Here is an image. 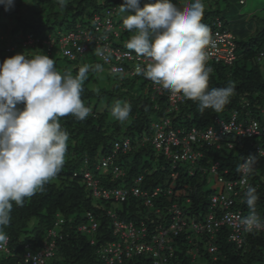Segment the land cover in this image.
I'll use <instances>...</instances> for the list:
<instances>
[{"label":"trees","instance_id":"16d2710c","mask_svg":"<svg viewBox=\"0 0 264 264\" xmlns=\"http://www.w3.org/2000/svg\"><path fill=\"white\" fill-rule=\"evenodd\" d=\"M149 2L140 0V6ZM122 3L124 0H67L66 7L61 9L57 0H15L14 7L8 11L0 5V63L17 53L33 55L42 51L55 60L58 72H70L75 76L79 68L86 65L84 56L90 49L70 60L62 56L57 48L48 50L43 40H48L49 36L57 40L61 35L79 29L93 33L94 16L105 18L109 12L113 20ZM173 3L180 7L176 0ZM243 4L244 1L239 0V5ZM217 20L221 22L222 30L230 33L226 22L215 12L204 11L201 22L212 32L216 29ZM121 22L122 19L119 20ZM113 24L115 29L119 28L116 30L117 36L109 33L107 42L110 44L113 39H120L122 46L116 47L135 54L134 50L125 46L133 33L123 25H117L114 21ZM63 30L67 32L63 33ZM230 34L236 46L233 63H206V67L212 69L209 89L229 84L235 87L230 102L219 113L212 109L200 112L199 102L190 99L181 104L177 111L167 113L166 98H153V81L143 74H129L134 65L140 63L135 60L125 62L123 66L127 73L113 74L110 67L97 57L94 44L89 43L94 57L107 67L106 77L102 81L99 76L101 69L97 64L88 66L81 99L91 112L83 121L71 114L59 118L62 130L68 133V158L59 173L34 195L26 197L22 206L13 202L10 223L4 228L9 237L8 244L6 251L0 250V264H23L22 257L27 252L32 255L43 252L44 244L51 241L49 230L56 233L55 248L53 254L44 259V264H105L101 258L102 248L118 239L113 235L114 220L108 215L109 212L116 216V220L146 228L142 241L150 242L158 227L167 230L174 224L175 209L180 211V222H185L186 227L177 235L170 232L166 238L173 248L172 256H168V252L164 253L170 264H200L198 260L202 258L210 260V264H260L264 259L262 234L246 232L243 235V248L237 249L228 242L229 231L225 227L218 230L213 240L204 233L195 234L188 228L191 223H203L207 213L216 211V216H221V208L209 209L211 196L220 190L219 185L216 189H210V179L220 176L223 181L238 183L242 175L236 169L243 162V157L257 154L256 148L264 152V132L261 137L253 139L231 134L221 137L219 144H192L194 151H199L201 157L193 163L178 161L175 165L164 157L162 151H156L149 139L152 135L151 126L161 125L166 113L170 118L167 130L174 132L181 130L187 133L191 128L205 129L214 125L217 117L229 121L233 113H236L237 123L242 126L256 121L264 128V68L257 61L258 53L264 52V26L247 42H239ZM95 35L101 36L100 33ZM123 36L127 38L126 41ZM29 37L33 40L32 44H28ZM117 101L131 105L129 118L124 122L111 115ZM19 107L22 108L23 104ZM126 141L130 142L127 153L122 154L120 151L115 156V165L121 169L123 176L115 178L111 169L110 172H96V166L102 158L112 154L115 144L121 146ZM85 157L87 164H84ZM213 167H216L214 172ZM81 170L91 172L99 187L106 189H129L141 177L139 188L148 197L130 195L125 202L120 203L96 198L81 175L72 179L73 172ZM247 179L257 189L259 199L256 211L264 217V154ZM234 189L238 198L231 209L249 213L244 192L238 185ZM155 190H158V195L152 196ZM146 200L150 201V205L145 204ZM111 205L119 209H110ZM88 214L97 227L90 233L80 232V226L89 225ZM31 221L33 224L29 225ZM210 243L217 248L214 254L207 250ZM52 259L53 262L49 263ZM152 261L150 256L133 254L123 258L122 264H153Z\"/></svg>","mask_w":264,"mask_h":264},{"label":"clouds","instance_id":"9594fccd","mask_svg":"<svg viewBox=\"0 0 264 264\" xmlns=\"http://www.w3.org/2000/svg\"><path fill=\"white\" fill-rule=\"evenodd\" d=\"M57 4L63 9L67 0H57ZM0 5L8 11L14 7L15 0H0ZM119 11L126 13L122 20L124 28L133 33L126 48L149 61L143 69L140 66L135 68L137 75L143 74L173 94H182L187 99L198 101L200 112L212 109L219 113L225 108L235 87L229 84L209 89L212 69L206 67L207 49L215 47V41L209 27L201 22L203 0H193L183 7H178L173 0H155L143 7L140 0H124ZM66 35H61L57 40L49 36L43 43L48 50L57 48L62 56L70 59L59 43ZM28 39V44H32L31 37ZM106 52L107 49L96 50L100 56H105ZM87 71L88 66L85 65L79 68L75 76L70 72L61 74L56 70L55 60L42 51L33 55L17 53L0 63V250H4L8 244L9 237L4 228L10 223L13 202L22 206L25 198L34 195L54 178L64 164L68 133L62 130L59 118L71 114L83 121L91 112L81 99ZM21 104L22 108L19 107ZM130 112V104L117 101L111 115L124 122ZM166 114L160 124L165 119L170 123ZM153 126L150 129V142L154 134ZM261 150L243 157V162L237 165L236 170L242 174L245 183L254 172ZM87 161L85 157L84 164ZM81 171L73 174L88 170ZM107 171L110 172V169ZM73 174L72 179H77L73 178ZM243 196L249 214L239 220V225L248 233L264 230V217L256 211L259 199L256 187L247 185ZM28 260L25 258L24 264H28ZM41 260L31 257L32 264H41Z\"/></svg>","mask_w":264,"mask_h":264},{"label":"built area","instance_id":"2783aa9c","mask_svg":"<svg viewBox=\"0 0 264 264\" xmlns=\"http://www.w3.org/2000/svg\"><path fill=\"white\" fill-rule=\"evenodd\" d=\"M215 26L216 29L211 32L212 38L215 41V47L210 46L207 49L208 57L206 63L212 62L215 64L223 63L231 65L236 58V46L233 37L230 33L222 30L220 21L217 20ZM117 29H115L113 21L109 16V12H107V16L105 18L97 15L94 16L93 33H88L83 29H79L76 32L69 33L65 37L61 38L59 43L61 48L64 49V54L70 57V59H75L77 54H85L88 51L89 43H93L96 50L98 48L107 49L105 56L97 55V57L104 65L110 67L113 74L125 73L126 71L123 66L125 62L135 60L137 63H140V65H134L132 71L129 72L130 75H135V68L140 66L143 69V65H146L149 62L148 58L138 56L136 53L132 54L120 49L119 47L110 45L107 42L109 33H113L116 37ZM95 33H100L101 36L95 35ZM104 37H106V39ZM263 58L264 52L258 53L257 61H260ZM151 89L153 91V98H156L157 96L166 98L168 103V109L166 112L177 111L179 106L184 104L187 100V98L183 97L182 94H173L170 90H166L161 85L154 82ZM169 124V120L165 119L161 125H154V134L151 142L155 150L159 152L162 151L164 157L167 160H171L173 165H175L178 161H189L193 163L201 157V153L199 151H194L192 144L200 145L202 143H206L208 145H212V143L219 141V139L223 136L234 134L236 136L250 138L253 136H260L264 132V128H262L256 121H252L247 126L238 124L236 113L232 114L229 121H226L224 118L217 117L214 119V125L201 130L191 128L187 133L181 130H178L177 132L167 130ZM129 146L130 144L128 141L124 142L121 146L120 144H115L112 154L105 157L95 170L97 172H101L111 169L115 178L123 176L121 169L115 165V155L119 151H128ZM229 148H231V144L229 145ZM259 150L260 149L257 150V153ZM263 154L264 153L261 150V155ZM215 168L216 167H213L212 172H214ZM80 175L82 176L84 183L91 187L93 196L102 200H114L115 202L120 203L125 202L130 195L133 197H148V194L139 188V184L142 181L141 177L137 178L134 182V186L129 189L125 187L106 189L99 187L98 181L93 179V174L91 172L86 171L82 174L74 173L73 178H78ZM216 181V184L220 186V190L217 194L211 196L209 209L212 210L221 208L223 211L221 216H216V211L215 213H207V215L204 216L203 223L199 225L191 223L188 229L192 230L195 234L204 233L208 235L210 240H213L218 230L225 227L229 231L227 237L228 241L233 243L237 248H242L243 234L246 232L239 225V220L242 217L247 216L249 213L243 214L241 211H234L231 208L234 205L235 200L238 198V193L234 188L238 185L240 190L245 192L247 185H250V183L248 182V179L245 183L243 177H241L238 183L223 181L220 176L216 178ZM157 195L158 190H155L152 193V196ZM145 204L150 205V201L146 200ZM108 215L114 220L113 235H115L118 239L102 248L101 258L105 264H122L123 258L131 257L133 254L150 256L153 260V264H170L164 253L168 252V256H172L173 248L167 243L166 238L170 232L177 235L184 227H186L185 222H180L181 213L179 210H174V224H172L167 230L158 227L152 235L150 242L142 241L146 234V228L143 226L137 228L131 222L127 223L124 220H116V216L111 212H109ZM88 219L89 225L80 226V232L90 233L96 229L97 225L93 221L90 214H88ZM256 232L262 234L264 239V230ZM48 236L51 238V241L44 244V251L37 252L35 255L27 252L22 257L23 264L25 262V258H29L28 264H32L31 257L42 259L41 264H44V259L53 254L56 233L53 230H49ZM4 250L6 251V248ZM207 250L210 254H214L216 252V247L210 243ZM260 264H264V259Z\"/></svg>","mask_w":264,"mask_h":264},{"label":"rangeland","instance_id":"374dc122","mask_svg":"<svg viewBox=\"0 0 264 264\" xmlns=\"http://www.w3.org/2000/svg\"><path fill=\"white\" fill-rule=\"evenodd\" d=\"M180 7L187 6L193 0H176ZM244 4L239 5V0H203L204 3V11L215 12L221 19L226 22L227 29L232 33L236 40L239 42H247L250 38H252L255 33L264 26V0H243ZM149 3H152L150 0ZM126 13H120L119 8L117 10L116 15L114 16V23L123 25V23H119V20L124 18ZM239 31H243L244 34H240ZM67 31L63 30V33ZM5 36V35H4ZM123 40H127L126 37H122ZM124 41V42H125ZM110 44L115 46H122V41L120 39L112 40ZM89 52L86 53L84 56V61L86 62L87 66H94L98 65L100 67V74L99 76L104 81L106 77L107 67L102 65L95 57L92 49V45L89 44ZM124 48V47H123ZM131 50V49H130ZM54 56H57L54 54ZM258 64L261 68H264V59L259 61ZM251 117V114H249ZM68 157L65 155L64 161ZM83 168V167H82ZM216 179V178H215ZM211 178L208 186L210 189H216L218 185H216V180ZM110 209L118 210L119 207L116 205H111ZM33 221L29 223V225L33 224ZM205 247V244L202 245ZM200 264H210V260L206 258H202L198 260ZM53 262V259L49 261Z\"/></svg>","mask_w":264,"mask_h":264},{"label":"crops","instance_id":"0c3cea01","mask_svg":"<svg viewBox=\"0 0 264 264\" xmlns=\"http://www.w3.org/2000/svg\"><path fill=\"white\" fill-rule=\"evenodd\" d=\"M240 33H241V34H244V32H243V31H240Z\"/></svg>","mask_w":264,"mask_h":264}]
</instances>
